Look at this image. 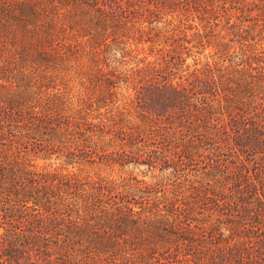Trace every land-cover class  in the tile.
I'll return each mask as SVG.
<instances>
[{"label": "trees", "instance_id": "obj_1", "mask_svg": "<svg viewBox=\"0 0 264 264\" xmlns=\"http://www.w3.org/2000/svg\"><path fill=\"white\" fill-rule=\"evenodd\" d=\"M0 3V264H264V0Z\"/></svg>", "mask_w": 264, "mask_h": 264}, {"label": "rangeland", "instance_id": "obj_2", "mask_svg": "<svg viewBox=\"0 0 264 264\" xmlns=\"http://www.w3.org/2000/svg\"><path fill=\"white\" fill-rule=\"evenodd\" d=\"M1 1V0H0ZM10 1H12V2H15V4H16V2H18V0H2V2H5V4L7 5V4H10L9 2ZM32 2H38V4H39V0H32ZM0 5H2L1 3H0ZM124 8V7H123ZM89 11H90V8H89ZM96 11V10H95ZM109 11L110 10H108L107 11V13H108V16L110 17V18H113V22H115V23H119V24H122L123 23V21H120L119 20V12H117V9H115V11L117 12V14H118V16H116V14H113V13H109ZM89 13V12H88ZM111 14H113V17L111 16ZM87 16V15H86ZM88 17V16H87ZM130 38H132V36H130ZM130 42V41H129ZM130 43H132V45L134 44L133 43V40H132V42H130ZM135 46L136 45H134L133 47H131V48H135ZM137 46H141V45H137ZM190 62V60H188V63ZM39 164H41V166L43 165V162L42 161H39ZM111 164L113 165V166H110L109 167V169L107 168V170L106 171H104L105 173H103L102 175H105V176H107L108 178H117L119 175H124V177H126V176H130V177H132V175H134V176H137L136 177V180L137 181H147L148 182V176L147 177H144L142 174L140 175V171L142 170V169H133L132 170V167H129V168H125V169H123V170H119V164L118 163H113V162H111ZM44 165H48V163H46V164H44ZM102 169H106V168H102ZM76 171V170H75ZM133 171V172H132ZM77 172V171H76ZM87 172H88V175H90V173H91V175H93L94 174V170H91V169H87ZM94 176V175H93ZM152 183V182H151ZM150 184V183H149ZM76 241V240H75ZM74 248H75V250L77 251V247H76V245H74ZM81 248L79 247V250H80ZM78 255H80V254H77L76 253V256H78ZM73 256H74V254H73ZM83 262L85 263V261L83 260ZM88 263H89V261H88ZM114 263H117V261L116 262H114ZM73 264H76V263H73ZM107 264H109V263H107ZM129 264H132V263H129ZM134 264V263H133Z\"/></svg>", "mask_w": 264, "mask_h": 264}]
</instances>
